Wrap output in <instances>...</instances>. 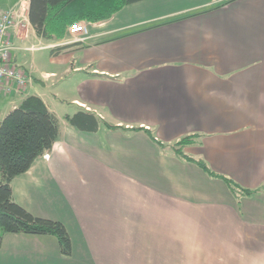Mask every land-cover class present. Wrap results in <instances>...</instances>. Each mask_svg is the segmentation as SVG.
<instances>
[{
    "label": "crops",
    "instance_id": "crops-1",
    "mask_svg": "<svg viewBox=\"0 0 264 264\" xmlns=\"http://www.w3.org/2000/svg\"><path fill=\"white\" fill-rule=\"evenodd\" d=\"M219 3L141 0L82 21L84 34L46 38L30 23L14 35L30 81L2 97L0 120L36 94L61 130L14 178V197L65 223L73 252L11 232L0 264H264V0ZM79 110L97 128L71 124ZM193 133L185 151L253 193L163 149Z\"/></svg>",
    "mask_w": 264,
    "mask_h": 264
},
{
    "label": "trees",
    "instance_id": "trees-1",
    "mask_svg": "<svg viewBox=\"0 0 264 264\" xmlns=\"http://www.w3.org/2000/svg\"><path fill=\"white\" fill-rule=\"evenodd\" d=\"M139 1L141 0H30L28 15L37 33L46 38H61L72 23L107 20L123 7ZM231 1L222 0L216 6ZM66 117L71 124L86 129H95L98 125L97 117L89 110H79ZM107 125L117 128L116 125ZM60 131V119L47 106L43 97L36 94L25 96L18 106L0 120V245L5 233L49 234L56 237L64 256L72 254V236L66 224L59 219L30 212L16 201L12 186L16 176L28 171L36 158L53 148ZM148 132L151 135L149 130ZM195 135H184L177 144H171L177 155L195 162L210 175L221 177L234 192L243 190L248 194L253 193L251 189L212 170L204 159L185 153L183 146L193 143ZM151 137L153 138L152 135Z\"/></svg>",
    "mask_w": 264,
    "mask_h": 264
},
{
    "label": "built area",
    "instance_id": "built-area-1",
    "mask_svg": "<svg viewBox=\"0 0 264 264\" xmlns=\"http://www.w3.org/2000/svg\"><path fill=\"white\" fill-rule=\"evenodd\" d=\"M30 26V17L27 8L16 7L5 10L0 15V102L5 94H11L27 87L30 76L15 62L14 53L18 47L15 39L16 34ZM72 32L87 33L88 28L82 23H72Z\"/></svg>",
    "mask_w": 264,
    "mask_h": 264
},
{
    "label": "rangeland",
    "instance_id": "rangeland-1",
    "mask_svg": "<svg viewBox=\"0 0 264 264\" xmlns=\"http://www.w3.org/2000/svg\"><path fill=\"white\" fill-rule=\"evenodd\" d=\"M159 1H161V0H159ZM193 0H187V4L188 3H190V2H192ZM7 2V0H0V7H3L4 6V3H6ZM179 2H180V4H181V6H183V5H187L186 3H184L183 2V0H179ZM217 2H222V0H217ZM138 5H140V4H137V5H134L133 7H136V6H138ZM22 7H23V5H21ZM26 7V6H25ZM24 7V8H25ZM76 23H82V24H85V22H82V21H80V22H76ZM86 25V27H87V24H85ZM88 28V27H87ZM88 32V31H87ZM177 141H175L174 143H171V144H175ZM177 144V143H176ZM191 144V143H190ZM185 146V145H184ZM184 146H183V150L185 151V148H184ZM163 149H165V152H167V153H171V152H173V150H175L173 147L171 148H163ZM176 152V151H175ZM185 153H187L186 151H185ZM174 154V153H173ZM177 154V153H176ZM188 154V153H187ZM182 158V157H181ZM128 188H130V194L133 196V195H135V198H138L139 197V195H140V193H139V191H138V187H134L133 185H130ZM119 189H121V187L119 188ZM128 192V190H127V186L125 187V192ZM48 193H43V195H47ZM51 197V195H49V198ZM46 198H47V196H46ZM52 200H47V199H45V201H43V203L45 204V203H48V202H51ZM136 207L138 208V207H141L142 208V203L139 201V199L136 201ZM186 228V227H185ZM186 230H188V229H185L184 230V233L186 232ZM185 235V234H184Z\"/></svg>",
    "mask_w": 264,
    "mask_h": 264
}]
</instances>
